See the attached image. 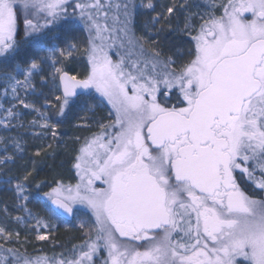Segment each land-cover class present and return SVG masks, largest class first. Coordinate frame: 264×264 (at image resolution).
Instances as JSON below:
<instances>
[{
	"label": "snow or ice",
	"instance_id": "1",
	"mask_svg": "<svg viewBox=\"0 0 264 264\" xmlns=\"http://www.w3.org/2000/svg\"><path fill=\"white\" fill-rule=\"evenodd\" d=\"M142 6L155 11L152 0ZM137 7L135 0H0L4 61H15L24 41L43 47L48 33L71 25L77 14L88 32L86 73L55 67L78 51L75 44L48 48L39 63L32 58L24 61L25 71L14 70L23 81L13 70L0 73L5 94L10 90L30 107L20 91L52 61L60 119L52 123L44 112L40 118L53 138L59 124L80 111L105 101L110 106V121L78 150L76 182L38 186L50 189L44 196L57 219L76 220L87 209L88 219L80 221L87 229L83 242L70 256L31 257L5 248L20 243V233L14 238L0 227V264H264V0H222L213 5L220 14L202 15L199 25L185 17L182 31L191 46L179 60L162 59L136 36ZM175 11L168 6L153 24L170 25ZM117 42L123 54L113 60L109 51ZM5 111L15 118L12 109ZM30 175L15 181L18 200H28L24 181ZM24 210L35 220L36 239L46 240L39 234L50 227L46 219ZM17 222L28 223L23 217Z\"/></svg>",
	"mask_w": 264,
	"mask_h": 264
},
{
	"label": "rangeland",
	"instance_id": "2",
	"mask_svg": "<svg viewBox=\"0 0 264 264\" xmlns=\"http://www.w3.org/2000/svg\"><path fill=\"white\" fill-rule=\"evenodd\" d=\"M147 2L148 0H135L138 6L133 19L136 36L143 37L144 41H147L145 43L146 48L150 50L154 48L160 50L162 52V59L172 56L173 59L179 60L180 53L185 52L191 44L183 42L180 46L182 48L174 49V47H170L172 45L167 43L165 33H177L180 36L190 38L182 31L185 17L191 16L193 22L199 25V23H201L200 17L212 11H216L213 5L218 6L222 0H152V3L155 5V11L146 9L142 6ZM168 6H175L176 8L175 13L171 16L170 25H166L164 22L161 24H153V18L157 17L158 14L163 13L167 15L166 8ZM216 14L219 15L220 12L216 11ZM162 26L164 27V31L158 32V29ZM70 27L74 29L75 25H70ZM71 29L68 30V33L59 34L57 36L59 37L58 41L53 40L51 46L45 44L41 47L36 45L34 41L27 43L25 46L27 51L20 49V55L16 57L15 61L9 62L0 58V73L5 69L13 70V75H17V78L23 81L24 76L18 74L14 70L18 67L21 73L25 71L27 69V64L24 62L25 60L36 58L37 63H39V58L46 56L48 48L56 47L66 50L67 44H75L78 51L73 52L72 57H62V63H57L55 67H63L64 70L74 74H77L76 71H83V73H86L89 70V66L83 52L87 40L77 32L72 34ZM113 49L114 47L110 49L109 54ZM113 52L116 53V51ZM120 54L122 55L123 53L120 52ZM110 55L114 57L113 54ZM84 60H86V62L84 66H81L78 62H83ZM42 69V71L40 69L35 70L31 77L30 87L27 90L22 89L20 91V98L24 99L25 103L30 105V107L27 108L14 98L10 90L5 94V87L7 85L3 79H0V191L5 193L7 199H16L15 201H11L10 199L8 201L9 204L11 203L9 207L12 208L10 212L14 214L16 212V215L22 214L24 211V200H18L12 191L16 179H20L11 177L10 175L16 164L22 159L29 158L30 156L39 157L44 149L42 146L46 147V145H48V148H51L50 145L56 143L60 145V151L70 147L71 150L69 151H73V153L69 167L72 168L73 171L68 174L67 178L64 177L60 181L74 184L76 182V176L73 165L76 162L75 157L78 154L79 148L84 143V139L90 137L93 133L99 132V124L101 122L108 123L110 121L108 115L110 106L104 102L102 105L96 106L92 110L85 109L80 111L74 118H70L59 124L56 128L57 136L53 138L51 132L42 127L44 121L40 118V112H44L51 118L52 123L60 119L56 111L55 96L58 92L55 89L52 79L54 76L52 61L45 62L42 65ZM95 95L98 96V94ZM33 107L39 109V112L33 111ZM6 109H12L15 113V118L9 117L8 112L5 111ZM76 129L88 131L89 134L82 138L77 137L72 139ZM17 142L19 147H17ZM37 152H39V155H37ZM6 159L7 163L4 162ZM9 178H12L11 184L3 182ZM24 183L27 184L26 181H24ZM3 208L2 210H6L8 206ZM6 213L7 211L4 213V216L0 217V227L7 228L13 233L15 238L17 230H12L10 224H16L22 227V223L17 222V217L15 215H9V217H7ZM0 242L3 241L0 240Z\"/></svg>",
	"mask_w": 264,
	"mask_h": 264
},
{
	"label": "trees",
	"instance_id": "3",
	"mask_svg": "<svg viewBox=\"0 0 264 264\" xmlns=\"http://www.w3.org/2000/svg\"><path fill=\"white\" fill-rule=\"evenodd\" d=\"M104 2H107V0H104ZM113 3H116L117 0H112ZM71 8L69 9V11L71 12ZM115 12V10H113ZM78 13V10H77ZM41 24L44 23V20L42 17H37L36 18ZM74 22L71 25H75L74 29H71L70 25H61V26H57L54 28V30L50 33H48V39L46 42L47 46H51L52 45V41H58V39H56L55 37H57L59 34H65L68 33V30L71 29L72 30V34H74V32L79 33L80 35L84 36L87 40L88 37V32L85 30V25L83 23V21H81L79 19V16L77 14L76 17L73 18ZM165 38L167 40V43H169L170 47H174V49L176 48H182L180 47L182 45L183 42L186 43H190V38L188 37H183L180 36L177 33H173V34H169V33H165ZM23 37H24V33H23V25L21 24V33L20 36L18 37V39L23 41ZM32 40H28V41H24L21 45V49L26 50V44L27 43H31ZM173 49V48H172ZM113 51H116L113 52ZM113 51L110 52V54H113L114 57L113 60H116L119 58V56L117 55V52H121L123 53V49H119V42H117V45L114 47ZM134 58V57H133ZM86 60H84L83 62H78L81 66H84ZM77 69V68H76ZM77 74H83V71H76ZM58 95V94H57ZM106 103V101H105ZM74 137L73 138H82L85 135L89 134L88 131H81L80 129H76L75 133H74ZM60 145H57L56 143L50 145L51 148H48V145H46V147L42 146V148H44L40 154V156H30L29 158H24L22 159L18 164H16L15 168L13 169L12 173H10L11 177L14 178H20L23 179V177L25 175H28V173L30 172L31 175L28 177L27 182V191L25 194H30V195H34L37 193H44L43 190L44 189H48V187H38L39 185H44V184H49V185H53L54 181L57 180H61L62 178H67L69 173H72V168L69 167V163L71 160V156L73 151H69L71 150V148H64L62 151H60ZM7 196L5 195V193L0 191V217L4 216V213L10 212L12 210L10 206V204L8 203L9 199L6 198ZM11 200V199H10ZM13 201H15L16 199L13 198ZM11 200V201H12ZM8 209L6 210H2L4 209L3 207H7Z\"/></svg>",
	"mask_w": 264,
	"mask_h": 264
},
{
	"label": "flooded vegetation",
	"instance_id": "4",
	"mask_svg": "<svg viewBox=\"0 0 264 264\" xmlns=\"http://www.w3.org/2000/svg\"><path fill=\"white\" fill-rule=\"evenodd\" d=\"M241 184L250 195L257 198L260 197L261 193L251 183L241 180ZM48 190L49 189H44L43 192L45 193ZM44 193H37L34 195L26 194L28 200L24 201L23 207L30 210L33 216L46 219L50 227L40 229L39 234H44L48 238L44 241L36 239L38 233L32 231L35 227V220L29 217L27 211L24 210L22 214L19 215H16V212L15 214L7 212V217H9V215H15L17 218L23 217L28 223H22V227H19L16 224H10L12 230H17L20 233V243L4 244V247L19 249L20 253L31 257L46 256L48 258H60L61 254L64 256H70L74 246H79L85 239L84 233L87 229H82L80 227V221L88 219L90 213L85 215L84 213H87V209H82V214L76 220H73L71 217L70 219H57L50 213L49 208H51V204L46 202ZM3 243L4 242H0V244ZM0 255H3V253L0 252Z\"/></svg>",
	"mask_w": 264,
	"mask_h": 264
},
{
	"label": "water",
	"instance_id": "5",
	"mask_svg": "<svg viewBox=\"0 0 264 264\" xmlns=\"http://www.w3.org/2000/svg\"><path fill=\"white\" fill-rule=\"evenodd\" d=\"M51 207H52V205H51ZM67 219H70V217H66Z\"/></svg>",
	"mask_w": 264,
	"mask_h": 264
}]
</instances>
